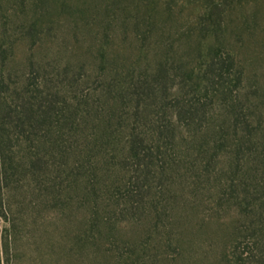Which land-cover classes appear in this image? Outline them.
Returning <instances> with one entry per match:
<instances>
[{"label": "rangeland", "instance_id": "rangeland-1", "mask_svg": "<svg viewBox=\"0 0 264 264\" xmlns=\"http://www.w3.org/2000/svg\"><path fill=\"white\" fill-rule=\"evenodd\" d=\"M45 25L64 156L11 201L112 264H264V0H57Z\"/></svg>", "mask_w": 264, "mask_h": 264}, {"label": "trees", "instance_id": "trees-1", "mask_svg": "<svg viewBox=\"0 0 264 264\" xmlns=\"http://www.w3.org/2000/svg\"><path fill=\"white\" fill-rule=\"evenodd\" d=\"M56 1L0 0V264L119 260L112 249L97 258L98 249L91 258L86 230L91 226L54 211L59 209L55 201H11L14 186L22 184L19 175L24 179L30 170L29 184H38L44 173L55 170L57 156H64L57 100L62 91L46 71L52 49L45 43V23L54 16ZM128 149L137 159L140 141H130Z\"/></svg>", "mask_w": 264, "mask_h": 264}]
</instances>
